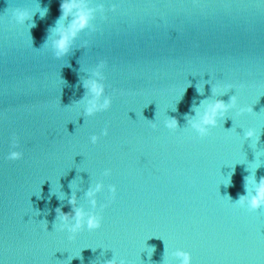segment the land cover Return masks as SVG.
Segmentation results:
<instances>
[{"label":"water","instance_id":"95a60500","mask_svg":"<svg viewBox=\"0 0 264 264\" xmlns=\"http://www.w3.org/2000/svg\"><path fill=\"white\" fill-rule=\"evenodd\" d=\"M62 3L0 0V264H264V208L239 205L264 178V0H87L58 57ZM89 79L112 101L91 116ZM233 96L207 134L193 126ZM73 196L103 219L75 239L56 228Z\"/></svg>","mask_w":264,"mask_h":264},{"label":"clouds","instance_id":"9594fccd","mask_svg":"<svg viewBox=\"0 0 264 264\" xmlns=\"http://www.w3.org/2000/svg\"><path fill=\"white\" fill-rule=\"evenodd\" d=\"M195 3L199 4L200 0H194ZM115 9V6H114ZM62 19H67L72 17L71 23L68 25L60 24L56 29L58 38L54 41V46L56 48V55L58 57L66 56L72 47V43L78 34L89 27L91 20L93 19V9L88 7L87 0H63L61 4ZM17 18L24 22L27 19V13L23 11H18L16 13ZM35 26V25H33ZM84 87L92 94V99L87 101V106L85 109L86 115H94L100 110H106L111 106L112 101L105 100L103 104L99 103L100 97L104 94V87L99 83L98 80L89 79L84 84ZM233 85L231 83L226 85H217L212 87L214 93L220 94L227 89H231ZM198 92L204 95L205 84L198 87ZM237 98L233 96L231 98V104L226 103L222 99H217L214 103L208 104L207 108L204 110L200 116L199 121H194L193 126L198 129L201 134H207L209 127H215L218 125L219 118L223 117L231 107L235 106ZM245 109H242L244 111ZM253 109L251 107L247 108L246 111L251 112ZM196 111L199 113V106H197ZM155 127V124H153ZM167 127L169 129H178L179 122L176 118H170L167 122ZM109 134L108 128H105L104 135ZM247 137H256L255 131H249ZM91 142L96 144L99 142V137L96 135L91 136ZM257 141L259 137H256ZM23 158V153L20 151H13L9 153L8 159L12 161H17ZM111 169H106L105 174L110 175ZM103 185H97L95 189H90L88 192L89 197L95 196L96 192L100 191ZM117 187L113 185L111 187L112 200H115L117 194ZM69 203L73 206L72 213H64L62 209H57L60 223L56 225L59 231H64L68 229L73 235L70 236L71 239L76 238V233L85 227V224L89 230H98L102 227V217L96 215H89L85 213L82 208L76 207L77 200L73 196ZM92 203L95 205L96 201L93 200ZM240 206L247 205L249 211H257L264 208V178L259 181V186L256 189V194L251 196L249 199L247 196H242L239 200ZM74 213V215H73ZM75 220V224L71 223V220ZM174 256L180 258L181 264H193V257L189 251H177L173 254ZM108 264H126V261H117L112 259L108 261Z\"/></svg>","mask_w":264,"mask_h":264}]
</instances>
